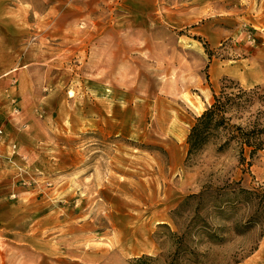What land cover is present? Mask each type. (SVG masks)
<instances>
[{
    "label": "rangeland",
    "instance_id": "obj_1",
    "mask_svg": "<svg viewBox=\"0 0 264 264\" xmlns=\"http://www.w3.org/2000/svg\"><path fill=\"white\" fill-rule=\"evenodd\" d=\"M227 80L264 0H0V264H264V149L188 156Z\"/></svg>",
    "mask_w": 264,
    "mask_h": 264
},
{
    "label": "trees",
    "instance_id": "obj_2",
    "mask_svg": "<svg viewBox=\"0 0 264 264\" xmlns=\"http://www.w3.org/2000/svg\"><path fill=\"white\" fill-rule=\"evenodd\" d=\"M259 105L260 108L254 110ZM264 91L227 80L211 104L196 117L187 137L188 156L214 143L218 150L234 146L241 165L250 167L264 149ZM137 263L145 261L138 258Z\"/></svg>",
    "mask_w": 264,
    "mask_h": 264
},
{
    "label": "built area",
    "instance_id": "obj_3",
    "mask_svg": "<svg viewBox=\"0 0 264 264\" xmlns=\"http://www.w3.org/2000/svg\"><path fill=\"white\" fill-rule=\"evenodd\" d=\"M4 133V129L0 127V135Z\"/></svg>",
    "mask_w": 264,
    "mask_h": 264
}]
</instances>
